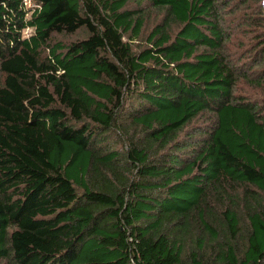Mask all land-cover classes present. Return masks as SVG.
<instances>
[{"label": "trees", "instance_id": "trees-1", "mask_svg": "<svg viewBox=\"0 0 264 264\" xmlns=\"http://www.w3.org/2000/svg\"><path fill=\"white\" fill-rule=\"evenodd\" d=\"M32 5L0 0V264H264L260 0Z\"/></svg>", "mask_w": 264, "mask_h": 264}, {"label": "clouds", "instance_id": "clouds-1", "mask_svg": "<svg viewBox=\"0 0 264 264\" xmlns=\"http://www.w3.org/2000/svg\"><path fill=\"white\" fill-rule=\"evenodd\" d=\"M260 3H261V5H264V0H260ZM24 6L26 9L31 8L33 6L32 0H24ZM25 34H27V30H26Z\"/></svg>", "mask_w": 264, "mask_h": 264}, {"label": "rangeland", "instance_id": "rangeland-1", "mask_svg": "<svg viewBox=\"0 0 264 264\" xmlns=\"http://www.w3.org/2000/svg\"><path fill=\"white\" fill-rule=\"evenodd\" d=\"M25 32H26V31H25ZM29 33H30V30H29V31L27 30V34H26V35H28Z\"/></svg>", "mask_w": 264, "mask_h": 264}]
</instances>
